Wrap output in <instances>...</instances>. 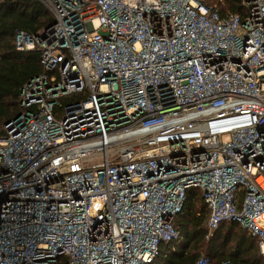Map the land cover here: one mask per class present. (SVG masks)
Listing matches in <instances>:
<instances>
[{
	"label": "built area",
	"instance_id": "obj_1",
	"mask_svg": "<svg viewBox=\"0 0 264 264\" xmlns=\"http://www.w3.org/2000/svg\"><path fill=\"white\" fill-rule=\"evenodd\" d=\"M39 1L51 27L15 46L43 71L0 134V264H151L191 188L208 235L236 221L264 256V0Z\"/></svg>",
	"mask_w": 264,
	"mask_h": 264
},
{
	"label": "trees",
	"instance_id": "obj_2",
	"mask_svg": "<svg viewBox=\"0 0 264 264\" xmlns=\"http://www.w3.org/2000/svg\"><path fill=\"white\" fill-rule=\"evenodd\" d=\"M222 1L230 12H240V0ZM218 2L206 0L210 6ZM52 23V16L39 0H0V134L4 124L21 112L20 89L43 71L39 51L18 50L15 35L18 31L38 35ZM207 218L201 193L188 189L183 208L173 221L178 236L160 244L151 264H192L201 256L210 264H264L256 239L236 221L222 222L208 235Z\"/></svg>",
	"mask_w": 264,
	"mask_h": 264
},
{
	"label": "rangeland",
	"instance_id": "obj_3",
	"mask_svg": "<svg viewBox=\"0 0 264 264\" xmlns=\"http://www.w3.org/2000/svg\"><path fill=\"white\" fill-rule=\"evenodd\" d=\"M213 1H214V0H208V3H210V4H211Z\"/></svg>",
	"mask_w": 264,
	"mask_h": 264
},
{
	"label": "water",
	"instance_id": "obj_4",
	"mask_svg": "<svg viewBox=\"0 0 264 264\" xmlns=\"http://www.w3.org/2000/svg\"><path fill=\"white\" fill-rule=\"evenodd\" d=\"M51 25H52V24H51ZM51 25H50L48 28H50V27H51ZM49 32H50V33H52V29H50V30H49Z\"/></svg>",
	"mask_w": 264,
	"mask_h": 264
}]
</instances>
